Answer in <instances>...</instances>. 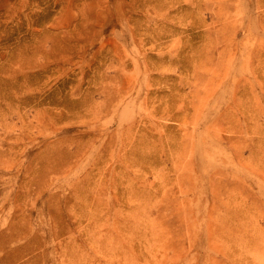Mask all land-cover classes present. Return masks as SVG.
I'll return each mask as SVG.
<instances>
[{"label":"rangeland","instance_id":"obj_1","mask_svg":"<svg viewBox=\"0 0 264 264\" xmlns=\"http://www.w3.org/2000/svg\"><path fill=\"white\" fill-rule=\"evenodd\" d=\"M0 264H264V0H0Z\"/></svg>","mask_w":264,"mask_h":264}]
</instances>
